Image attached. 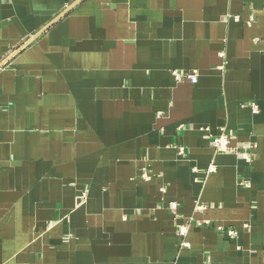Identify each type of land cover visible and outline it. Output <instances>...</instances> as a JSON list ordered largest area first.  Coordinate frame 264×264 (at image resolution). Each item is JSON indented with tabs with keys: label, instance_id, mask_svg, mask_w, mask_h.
I'll use <instances>...</instances> for the list:
<instances>
[{
	"label": "crops",
	"instance_id": "crops-1",
	"mask_svg": "<svg viewBox=\"0 0 264 264\" xmlns=\"http://www.w3.org/2000/svg\"><path fill=\"white\" fill-rule=\"evenodd\" d=\"M0 264H264V0H0Z\"/></svg>",
	"mask_w": 264,
	"mask_h": 264
},
{
	"label": "built area",
	"instance_id": "built-area-1",
	"mask_svg": "<svg viewBox=\"0 0 264 264\" xmlns=\"http://www.w3.org/2000/svg\"><path fill=\"white\" fill-rule=\"evenodd\" d=\"M237 19L239 18L238 16L236 17ZM252 21V19H251ZM173 74L175 75L177 80H182L184 78H188L190 81L192 82H196L197 80V76L195 73H191V72H185L183 70H174ZM255 110H257V107L254 108ZM212 145L214 148V151L216 153H222V152H227L228 150H230V137L228 136V134L222 130L220 134H217L215 136H213L212 138ZM186 148L184 146L179 147V152L181 154H184L186 152L185 150ZM247 157V156H246ZM195 171L197 170L196 168L194 169ZM216 171V165L214 163L210 164L208 166V168L205 170V174L209 175L210 173ZM144 177L148 178L147 174H143ZM170 208L173 210H176L178 208V204L177 202H171L170 203ZM196 208L199 210H202L205 208V206L201 203H198L196 205ZM219 230H225V228H223L222 226H219ZM188 231V225L186 224H181L179 226V234L181 236H185L187 234ZM226 232L228 233V235L230 237H234L237 235V230L233 229V228H226ZM182 245L185 247L189 246V243L186 241L182 242Z\"/></svg>",
	"mask_w": 264,
	"mask_h": 264
}]
</instances>
